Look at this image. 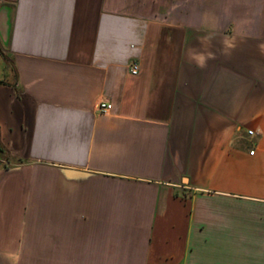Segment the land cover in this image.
<instances>
[{
    "label": "crops",
    "instance_id": "0c3cea01",
    "mask_svg": "<svg viewBox=\"0 0 264 264\" xmlns=\"http://www.w3.org/2000/svg\"><path fill=\"white\" fill-rule=\"evenodd\" d=\"M0 264H264V0H0Z\"/></svg>",
    "mask_w": 264,
    "mask_h": 264
},
{
    "label": "built area",
    "instance_id": "2783aa9c",
    "mask_svg": "<svg viewBox=\"0 0 264 264\" xmlns=\"http://www.w3.org/2000/svg\"><path fill=\"white\" fill-rule=\"evenodd\" d=\"M129 67H130L131 74H132V75H137V73H138V66H137V64H136L135 62H131ZM110 110H111V105H110V104L102 103V104H100V106H99V112H100L101 114H106V113H108ZM247 134H248L249 136H253V135H254V133H253L252 131H249ZM253 153H254V152H251V154H253Z\"/></svg>",
    "mask_w": 264,
    "mask_h": 264
},
{
    "label": "clouds",
    "instance_id": "9594fccd",
    "mask_svg": "<svg viewBox=\"0 0 264 264\" xmlns=\"http://www.w3.org/2000/svg\"><path fill=\"white\" fill-rule=\"evenodd\" d=\"M195 59H196L201 65L203 64V61H204V57H203V56L195 57Z\"/></svg>",
    "mask_w": 264,
    "mask_h": 264
}]
</instances>
